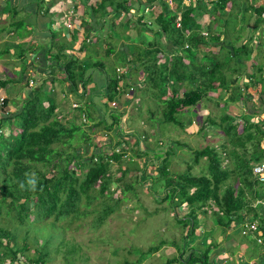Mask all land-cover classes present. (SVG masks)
<instances>
[{
	"label": "trees",
	"instance_id": "trees-1",
	"mask_svg": "<svg viewBox=\"0 0 264 264\" xmlns=\"http://www.w3.org/2000/svg\"><path fill=\"white\" fill-rule=\"evenodd\" d=\"M33 1H36L34 8L38 10V15H41L43 24L51 28V19L54 18L55 12L50 11V6L56 4L57 0ZM72 1L73 12H76L79 3L82 4L83 13L80 16V22L75 25V29H71L78 33V29L81 28L82 39L77 47L72 48L64 46L65 41L61 42L64 45L54 44L57 46L56 51L48 49L46 56L48 55V59L51 60L50 66L54 64V60H65L62 64V73L65 76L64 81L70 83V89L66 92H75L82 97L86 94V84L91 79L89 68L93 66V68L106 70L103 62L91 61L92 51H97L94 44L98 41L105 42V25L107 24V28L113 35L121 36L115 28L125 30L132 25V19L127 16L129 12L132 13L131 9L141 12L136 19L138 25H141L144 22L141 19L143 9L134 6L129 0H96L95 3H89L90 0ZM148 1L154 2V0ZM156 1L162 9L157 14L152 13L154 19L150 24L154 22L158 26L154 31L157 39L145 42L147 47L142 50L143 56L137 58L140 67L137 65L135 67L136 70L140 68L143 73L141 82L143 85H152V96L164 105L162 120L182 128L185 127V121L180 118V113L191 110L190 107L199 104L204 96L213 91H217L218 95H230L229 99L223 100L224 105L221 107L219 121L207 115L201 127V129L205 128L207 122L219 126L226 141L218 148L205 145L192 151L194 164L201 159L206 161V172L199 175L192 174L189 167L183 173L174 172L169 168L171 162L169 156L174 153L172 146L164 148L156 145V148L146 147V149L140 146L125 160L123 158L127 156V147L122 148V141H119L110 152H101V149L97 151L93 148L83 157V154L77 152L73 146L71 152L57 148L58 145H69L77 139H82L86 143V152L94 146L91 144L90 133L82 126L83 121L76 125L69 124L67 120L58 119L53 100L45 105L47 102L44 97L49 94L47 86L40 83L33 86L18 105L14 104L15 111L5 112L0 117V212L7 215L10 220L17 221L21 225L20 231L23 232V234L19 233L20 238H18L17 226L0 225V264L21 262L46 264L51 254L50 245L54 241L62 240L65 229L56 226L60 220L85 216L92 211L94 214L92 226L100 227L114 212L115 207L126 200V190L134 187L133 182H125L124 187H121L122 180L127 174L133 175L134 182L143 185L147 182L145 187H148L150 194L157 199V202H168L176 222L186 229L182 237L183 245L174 243L179 252L177 259L181 264H213L210 263V257L215 247L208 243V236L204 235L200 239L204 249L196 247L194 242L195 230L199 225L198 214L206 206L214 209L213 214L218 215L217 223L226 228L233 229L238 223L244 221L243 211H246L252 214L250 218L257 224L258 230H264V222L259 219L262 217L251 203L252 199L258 198L259 186H261L252 177L251 164L264 159V147L261 146L264 139V124L261 121H251V115L248 117L245 114L226 111L228 100L249 102L252 94L249 93L250 88L262 92L264 90V74L258 75L263 69L261 58L258 59V54L251 56L255 46L250 41L254 35L251 33L248 38L240 41L242 28H236L234 25L235 31L239 29L237 34L239 38L233 45L226 43V36L230 32L227 19L232 15L237 17L240 13L242 20L250 17L249 24L251 17H254L253 23L256 24L253 27L257 26V23L263 19L261 13L264 11V3L257 5L254 4V0H189L184 4L183 0H172L175 6L171 8L167 0ZM27 3L30 5L32 2L27 0ZM226 8L230 10V13L226 11ZM14 9L13 7V12L17 13ZM204 13L212 16L216 22L220 20L223 28L214 29L213 23H209L205 27L208 35H202L198 18ZM69 20L73 22L74 18ZM177 21L180 22V26H176ZM26 24L25 22L24 28ZM71 30L69 29L70 34ZM161 36L165 37L168 46L160 41ZM92 37H95L96 41ZM124 37L127 38V36ZM258 39L256 48L262 46L260 37H257L255 41ZM76 40L77 37L72 36L71 41L76 42ZM109 46H112V43L109 42L107 45L106 54L111 53ZM202 46H208L210 49L202 51L203 54L198 59L197 54L200 49H203L200 48ZM212 46L219 51H212ZM30 48L34 51L33 47ZM73 51L87 52L81 57ZM159 53L162 54L160 62L158 61ZM126 55L127 51H124V56ZM123 59L130 64L126 57ZM131 66H133L132 63ZM50 70V78L53 79L55 77L52 74L56 72L53 67ZM226 72L230 73L229 77L226 76ZM115 73L107 77L105 73L103 86L97 89L89 100L91 101L89 107L92 105L103 112L107 111L110 117H103L96 123H92L91 109H88L86 104L80 107V112L83 111L87 120L91 121L90 129L94 128L93 126L102 125L104 129H116L117 133L122 135L125 133L121 129L120 121L123 112H119L120 107L108 110L110 107L108 102L115 101L123 91L122 85L119 84L122 81V75H119L116 69ZM8 81L0 79V88L6 86ZM78 84H81L83 88L80 93L77 90ZM127 84L124 86L129 90L133 89L131 84L128 86ZM246 90L249 92H245ZM245 93L246 96L243 99ZM102 96L107 98L106 104L100 101ZM10 100L18 99L4 98L3 104L6 105ZM233 106L236 108V105ZM4 125L8 129V134L1 132ZM80 129L83 133L76 134ZM135 137L137 139L135 142L139 143L140 139L138 136ZM127 142L123 141L125 144ZM173 143L178 142L173 141ZM135 155L141 158V165L135 161ZM122 162L136 164L133 168L138 169L139 172L135 173L130 166L122 167ZM115 163L117 166L113 169L112 165ZM83 167L87 168L83 170ZM52 169H55L54 173L49 175ZM147 169L155 170L156 173H150ZM115 172L121 174L114 176ZM232 174L238 180L236 187L231 183L226 184ZM30 178L36 179L34 191L28 184ZM21 183L24 184L23 189L20 187ZM117 191L119 194H116ZM113 194L119 196L114 198ZM98 198L100 202H97V208L86 210ZM83 199L84 202H82ZM81 205H84V210ZM181 207L185 214L179 216L177 209ZM50 217L53 219L45 223ZM29 224L50 225L52 229L55 227L56 229L50 234L40 230L35 232L26 226ZM29 231L33 234L28 235ZM28 236L36 247L33 255L28 254L30 249L27 242ZM156 249L157 247H151L148 251L136 249L139 255L137 263L143 261L149 251ZM74 253L75 246L64 251L66 258L69 255L73 256ZM123 264L132 263L124 261ZM255 264H264V257L257 258Z\"/></svg>",
	"mask_w": 264,
	"mask_h": 264
},
{
	"label": "rangeland",
	"instance_id": "rangeland-1",
	"mask_svg": "<svg viewBox=\"0 0 264 264\" xmlns=\"http://www.w3.org/2000/svg\"><path fill=\"white\" fill-rule=\"evenodd\" d=\"M6 1L8 2L7 4H4V9L7 10V15L0 14V23L4 20V16H6V22L3 24L1 23V26L6 28L7 31L12 30L16 36H22L24 34L23 25L25 22L27 23L26 25L30 26L32 31L34 28L31 24L35 22L37 25L41 26V23H44V21L41 20V15H38V10L34 8L36 6V1L28 0V2L31 1L32 3L27 5V0H18L17 3L21 9H19L17 13L12 10L11 0ZM44 1L48 2V0ZM95 1L96 0H90L89 3H95ZM130 1L138 8H144L143 13L145 14L141 17L144 22L141 25H138L136 19L140 11L137 13V11L131 9L132 13L129 12L127 16L132 19V25L125 30L118 27L115 28V31L121 34V36L113 35L112 31L107 28V24L105 25V42L98 41L95 44L93 42L97 51H92L93 55L91 61L103 62L106 70L93 68V66L89 68L91 71V79L87 82L86 89L90 93V98L86 97V95L83 98L75 92L71 94L66 92L70 89V83L64 81L65 76L62 73V64L65 62L64 59H59L57 61L54 60V64L49 66V72L45 71L42 73L37 68L31 67L29 62L36 60V57L32 55L30 51V44L25 43L30 42L29 39H31V35L28 37L29 33L25 34V37H28L25 42H22L25 37H21L19 40L21 42L16 43L14 47L15 51H0V59L2 60L4 67L6 69H13L6 71L5 69L0 68V79H4V76L8 78L17 77V80H14L16 85H12L13 88L9 92V94L12 95L11 98L18 99L15 106L21 101V92L26 91V86L29 88L31 85L35 86L39 83L40 85L47 86L49 94L47 97H44L47 102L45 105H47L50 100H53L58 119L64 121L67 120L69 124L75 123L76 125H79L83 120L81 115H78L79 109H77V107L72 108V103H78L79 105L84 104V106L87 105L86 107L91 109L90 120H93L92 123H96L98 118H102V114L96 107L92 105L89 107V104H91V101L89 100H91L92 94L103 86L104 83L100 84V82H102L100 80L105 77V73H107L106 77L115 75V69L117 68L116 72L120 73L119 75H122V81L119 84L122 85L121 87L123 91L114 101L115 106H111L113 105V102H111L108 110L118 109V107H120L119 112H123L120 119L121 129L125 133L119 135L117 133L118 130H105L102 125H96L93 126L94 128L90 129L91 121L88 120L89 122H83L84 124H82V126L88 133H90L91 144L96 148L91 146L88 149V152H86V143L82 139L74 140L71 143L72 145H58L57 148L71 152L73 146L77 152H81L83 157H85V155L93 150V148L97 151L101 149V152H110L111 149L115 148L119 141H122V148L127 147V156L123 158L126 160V158H128L130 154H134L136 148L140 146L144 149H146V147L156 148V145L164 148L172 146L174 147V153L169 156L171 161L169 168L172 171L183 173L189 167L192 174L199 175L205 173L206 161L201 159L197 164H194L192 162V151L197 148L200 149L205 145H211L218 148L224 141H226L223 131L219 126H214L207 122L205 128L201 129V127L206 121L207 115L212 119L219 121V116L222 111L221 107L224 105L223 100L229 99L230 95L220 94L222 95L220 96L217 91H213L204 96L199 104L190 107L191 110L180 113V118L185 121V127L183 128L162 120L164 105L157 102L156 98L152 96V85H143L141 82V77L143 75L141 69H135L139 63L137 58L143 56L142 50L147 47L145 42L148 40L156 41L155 38L157 39L154 31L158 26L154 22L149 25L148 20L152 21V19H154L152 13H159L162 7L156 0H154V2H149L148 0H129V2ZM138 2L140 3L138 4ZM149 3H152V5ZM50 7V11L55 12L54 20L51 21V27L56 28L57 34L55 35L57 36L55 38L56 40L53 39V43L59 46V43L65 41V45L63 43L61 44L70 48L73 46L77 47L78 42L81 41L82 38V29L80 28L79 30L80 34L73 32L71 29H75V25L80 22V16L83 13L82 4L79 3L78 8L75 10L76 12L72 11V0H57L56 4L54 3ZM247 15L248 14H246V16ZM72 17L74 18L73 22L69 20V18ZM212 19L213 18L208 15H202L198 18L203 27H205V25ZM31 21L33 22L30 24ZM216 23H213V27H215L214 29L223 28L220 20ZM258 23L256 27L249 29V16L243 20L241 19L239 22L235 15H232L231 30L229 34H227L228 37L226 36V43L233 45L235 44L236 39L239 38V35H237L239 29H237V31L233 29V26L238 24L242 28L241 31L245 32V38L252 33L257 37H260L263 46L264 31L261 30L263 26L261 21ZM62 28H67L66 30L69 33L70 29L72 35L62 31ZM25 29L27 30L26 26ZM42 29H45L47 33H51L50 26H46ZM246 31H248V33ZM243 32L241 33L242 35ZM72 36L74 38L77 37L78 42L77 40L76 42L71 41ZM124 36H127V38ZM257 37L252 38L250 41L255 48L259 41V39L255 41ZM159 38L161 42L168 46L165 37L161 36ZM92 39L96 41L95 37H92ZM242 39L244 38H240V41ZM34 42L35 41H33V43ZM49 42L50 41H48V44ZM109 42L112 43V46H109L111 53L106 54V47L109 45ZM93 44L92 46H94ZM11 45L10 42H8L7 47L4 44H1L0 50L5 47L6 49H10L12 48ZM262 46H257L260 50L258 51V56L261 59L264 56V46ZM56 48L57 46L53 47V52L56 51ZM200 48L203 49L198 51V58L202 56V51L208 49V46H202ZM211 48L213 50L216 49L214 46ZM124 51H127L126 56H124ZM73 53L82 56L85 51H73ZM158 56V61L160 62L162 54L159 53ZM124 57L130 61V64H128L126 60L124 61ZM131 63L133 66H131ZM261 63L263 64L264 60H261ZM15 64H19L17 70ZM231 64L233 65V62H231ZM52 67L56 72L52 74L55 77L53 79L50 78V69ZM28 78H32L33 80H28L27 84L26 81ZM19 83L21 85H19ZM124 84H127V86L131 84L133 89L129 90ZM4 88L5 87H2L1 90ZM77 90L79 93L83 90L81 84H78ZM8 91L9 89L3 90L6 94ZM250 91L251 92L248 90L245 91L250 94L254 93L253 95L251 94L250 99L246 98L251 100L250 102H245L246 100H243L242 102L237 100L230 102L231 100H228L229 102L226 104V111L242 115L245 114L248 117L251 115V121H261L264 124V103L260 106V102L258 101L259 95L260 99L262 97V91H257L255 93V88ZM245 96L246 93L243 96V99H245ZM102 101H105L106 103L108 102L107 98ZM12 102L14 103V101ZM233 105H236V108ZM2 110H5V108H2ZM13 110L15 111V109ZM104 113H107V111ZM3 132L7 134V128L4 129ZM82 133V129L76 132L78 135H81ZM135 136H138L140 139L139 143L135 142L137 140ZM125 140L128 141L126 144L123 143ZM173 141H177L178 143H173ZM261 146L264 147V139H262ZM134 159H136L135 161L141 165L140 157L135 155ZM71 166H73V164H71ZM116 166L117 164L115 163L112 165V168L114 169ZM126 166L132 167L131 169H134L135 173L139 172L138 169L133 168L136 164L122 162V167ZM86 168L87 167H83V170ZM54 170L55 169H52L49 172V175L54 173ZM147 170L150 173H156L155 170ZM120 174V172H115L114 176H119ZM132 176V174H127L122 180V188L124 187L123 183L125 182H133L134 184V187L131 190H126V200L121 201L120 204L115 207L114 212L107 217L106 221L100 225V227L94 228L92 226L94 216L92 211L88 212L85 216L75 217L70 220L64 219L56 223V226H61L65 230L62 240L60 242L54 241L50 245L51 254L48 256L46 264H123L124 261L131 262L132 264H181L177 259L179 252L174 243L179 246L183 245L184 240L182 237L186 229L176 222L168 202H157V199L150 194L147 189L148 187H145L147 182L144 183L145 185L134 182L135 179ZM230 183L235 187L238 185V180H236L235 175L233 174L226 182V184ZM260 187L259 190L261 192L259 191V194L257 195L258 198L252 199L251 203L256 212L260 215H264V184H261ZM116 194H119V192L117 191ZM116 194H113L114 198L119 196ZM84 201L85 200L83 199L82 202ZM259 201L261 203H258ZM97 202H100L99 198L86 210L90 211V209L97 208ZM81 208L84 210V205H81ZM213 210L212 207L206 206L200 211L198 214L199 225L195 230V234L198 236H194L196 247L204 249V246L200 243V239L204 235L208 236V243H211L212 246L215 247L212 250L213 254L210 257V263L255 264L257 258L264 257V248L260 247L259 244L254 241V235L251 231H247L245 235H242L241 228H238V224L233 227V229H230L229 227L226 228L224 225L217 223L218 215L215 216ZM177 211L179 216L185 214L183 212V207L178 208ZM243 212L245 213L246 222L252 220L250 218L252 217L251 213L249 214L246 211ZM13 215L12 217H14ZM51 219L53 218L50 217L45 223L49 222ZM6 224L17 226V237L20 238L19 233L21 232V234H23V232L20 231L21 225L15 220H10L3 212H0V225ZM26 226L30 230L33 229L35 232L40 230L46 234H50L56 229V227L55 229H52L50 225L38 226L36 224H29ZM30 233L33 234V232L29 231L28 235ZM62 241L63 244H61ZM27 242L30 245L28 254H35L36 247L30 240L29 236ZM72 246H75V253L73 256L69 255L66 258L64 251ZM151 247H157V249L149 251L148 254L145 255L144 260L137 263L139 255L136 253V249L148 251ZM168 260H170V262L167 263ZM18 264H23V262Z\"/></svg>",
	"mask_w": 264,
	"mask_h": 264
},
{
	"label": "crops",
	"instance_id": "crops-1",
	"mask_svg": "<svg viewBox=\"0 0 264 264\" xmlns=\"http://www.w3.org/2000/svg\"><path fill=\"white\" fill-rule=\"evenodd\" d=\"M17 1L18 0H11V4H12V10H13V7L17 10V12L19 11V9H21V7L19 6V4L17 3ZM7 2L8 1H6V0H1L0 1V14L1 15H7V10L6 9H4V4H7ZM257 3L258 4H260V3H264V0H257ZM26 4L27 5H29V3H27L26 2ZM14 9V10H15ZM6 16H4V20L1 22L2 24L3 23H5L6 22ZM52 20H54L53 19V17H52V19H51V21ZM16 22V21H15ZM14 22V23H15ZM31 22H33V21H31ZM253 22V21H252ZM0 23V46H1V44H4L6 47H7V45H8V42H10L12 45V48H10V49H6V47L5 48H3V49H1L0 51H15V49H14V47H15V45H16V43L17 42H21V41H19L20 39H21V37H25V34H27V33H29L28 34V37H29V35H31V39H29V41L30 42H25V40L28 38L27 36L24 38V41H22V42H25V43H32L31 45L32 46H29V47H33V49H34V51L33 50H31V48H30V51H31V53H32V55H34L35 57H36V60H34L33 62H29L30 64H31V67H34V68H37L40 72H42V73H44L45 71H47V69L49 68V66L51 65V60L50 59H48V55L46 56V51H48V49L50 50H52L53 48V46H54V43H53V39L54 40H56L55 38L57 37V36H55V35H57L56 34V28H50L51 29V33H47L46 32V30L45 29H42V28H45L46 27V25L45 24H43V23H41V26H39V25H37L35 22L33 23V24H31L32 26H33V28H34V30L32 31L31 30V28H30V26H28V25H25L26 27H27V30L24 28V34L22 35V36H20V35H15V33H13V31L12 30H6V28H4V27H2L1 24ZM261 24H262V28H261V30H263L264 31V19H262V21H261ZM10 26H14V25H10ZM78 30H80V29H78ZM26 31H28V32H26ZM62 31H64V32H67V33H69L65 28H62ZM52 32H53V34H55V35H53L52 34ZM78 33H79V31H78ZM77 33V34H78ZM70 34V33H69ZM80 34V33H79ZM36 35H37V37H36ZM66 35V34H65ZM71 35V34H70ZM35 39V40H34ZM79 39V38H78ZM82 39V38H81ZM33 41H35L34 43H33ZM48 41H50L49 42V44H48ZM77 42H78V40H77ZM227 48L229 47L228 45L226 46ZM216 48V47H215ZM208 49H210L209 47H208ZM207 49V50H208ZM54 50V49H53ZM218 51V49L216 48V49H214L213 51ZM258 51H260L259 49H257V48H253V51L251 52V56L252 57H254V56H256L259 52ZM79 52V51H78ZM82 52V51H81ZM87 51H85V53H86ZM85 53L81 56V57H83L84 55H85ZM203 53V52H202ZM197 56H198V54H197ZM201 57V56H200ZM199 57V58H200ZM198 58V59H199ZM257 58V57H256ZM260 57L258 56V59H259ZM260 60H264V58H262V59H260ZM29 64V65H30ZM15 66H16V70H17V68H18V66H19V64H15ZM262 67H263V69L261 70V71H259V76H261V74H264V63L262 64ZM0 68H3V69H5L6 71H8V70H13V69H10V68H8V69H6L5 67H4V65L2 64V60L0 59ZM250 69V68H249ZM229 75V72H226V76H228ZM4 79H6V80H9L8 81V83H10V84H6V86H4L5 88L4 89H9V91H8V93L6 94V93H4L3 92V90H1L2 88H0V95H4L5 96V98H7V99H9V98H11L12 97V95H10L9 94V92L12 90V85H16V83H15V81L14 80H17V77L16 78H14V77H11V78H8V77H6V76H4ZM3 80V79H2ZM100 81H102V82H100ZM100 81H98V82H100V83H103V79H101ZM12 82V83H11ZM18 82V81H17ZM27 84H28V82H27ZM19 85H21L20 83H19ZM25 85V84H24ZM36 86V85H35ZM33 86L31 85L29 88L26 86V91L25 92H21L22 93V99L25 97V94L28 92V90L30 89V88H32ZM251 89H253V88H250V90ZM257 92V90L255 89V93ZM21 93H20V95H21ZM254 94V93H253ZM252 94V95H253ZM263 96H264V93H263ZM97 97V96H96ZM99 97V96H98ZM11 99H14V98H11ZM251 101V100H250ZM249 101V102H250ZM261 101V100H260ZM16 102L17 101H14V103L12 102V101H7V106L5 107V110H3V112L2 113H5V111L6 112H13L14 110L13 109H16L15 107H14V104H16ZM19 103V102H18ZM262 104V103H261ZM259 219H263V218H259Z\"/></svg>",
	"mask_w": 264,
	"mask_h": 264
},
{
	"label": "clouds",
	"instance_id": "clouds-1",
	"mask_svg": "<svg viewBox=\"0 0 264 264\" xmlns=\"http://www.w3.org/2000/svg\"><path fill=\"white\" fill-rule=\"evenodd\" d=\"M150 2V1H149ZM189 2V0H183V3L184 4H186V3H188ZM254 4H257V5H259L258 3H257V0H254ZM167 3L170 5V7L171 8H173V6H175V3H173V1L172 0H167ZM149 4H151V3H149ZM260 4H263V3H260ZM152 5V4H151ZM142 9H144V8H142ZM134 10V9H133ZM226 11L227 12H229L230 13V10L228 9V8H226ZM137 13H138V11H137ZM264 13V11L261 13V16H262V18L264 19V16L262 15ZM139 14H141V12L139 13ZM138 14V15H139ZM143 14H145V13H143ZM203 15H208V16H210L208 13H204ZM231 15V14H230ZM229 15V16H230ZM202 16V15H201ZM200 16V17H201ZM199 17V18H200ZM210 17H212V16H210ZM213 18V17H212ZM225 18H227V17H225ZM250 18V17H249ZM236 19L237 20H239V22H240V20L242 19V16H241V14L239 13V14H237V17H236ZM254 17H251V20H250V24H249V29H252V28H254V27H256V26H254L253 27V25L254 24H256V23H253L254 22ZM228 23H229V28H230V30H231V20H232V16H230L228 19ZM143 21V20H142ZM149 21V24L151 23V20H148ZM253 21V22H252ZM262 21V20H261ZM198 23H200V21L198 20ZM209 23H216V20L214 19H212V20H210V22ZM208 23V24H209ZM201 24V23H200ZM208 24H206L205 25V27L206 26H208ZM217 24V23H216ZM239 24V23H238ZM238 24H236V28H240V26L238 25ZM251 24H252V27H251ZM259 24V23H258ZM176 26H180V22L179 21H177L176 22ZM201 33H202V35H204V36H207L208 35V32H207V30L205 29V27H203V25L201 24ZM245 31V30H244ZM243 31H241V33H242ZM247 33H248V31H246ZM244 33L245 32H243V35H242V38H245L244 37ZM249 37V36H248ZM247 37V38H248ZM254 37H257L256 35H254ZM240 43V42H239ZM117 69V68H116ZM117 71V70H116ZM229 75H230V73H229ZM229 75L227 76V77H229ZM28 80H33L32 78L31 79H27V81H26V83L28 82ZM31 82V81H30ZM2 88V87H1ZM71 94V93H70ZM86 95V97H89L90 98V93L88 92V90L86 89V94H83V98H84V96ZM92 97H93V94H92ZM4 98H5V96L4 95H0V117H1V115H3V110H2V108H5L6 107V105H4L3 104V100H4ZM95 98V97H94ZM264 96H263V92H262V97H261V99H260V95H259V97H258V101L260 102V106H262L263 105V103H264ZM103 99H106V97H100V101L103 103V104H106V102L105 101H102ZM261 100V101H260ZM111 102H108V105L110 104ZM262 103V104H261ZM72 108H75V107H77V109H79V111H78V115H81V118H82V120H83V122H85V121H88L87 120V118H86V116H85V114L84 113H82V112H80V107H84V104H78V103H72ZM110 106V105H109ZM111 106H115V103H114V101H113V105H111ZM110 108V107H109ZM98 109V108H97ZM98 110H100V112H101V114H102V118L103 117H107L108 118V116H109V112H107V113H104L100 108L98 109ZM6 112V111H5ZM90 115H91V110H90ZM101 118V119H102ZM97 120H100L99 118L97 119ZM7 127H6V125H4V127L1 129V132H3L4 131V129H6ZM8 130V129H7ZM106 130V129H105ZM8 134V133H7ZM261 162H264V160H261V161H258V162H253L252 164H251V173H252V177H253V179L255 180V181H257L260 185L261 184H264V181H261L260 179H259V177L257 176V175H255L254 173H253V167H254V165L255 164H258V163H261ZM28 184L31 186V189L34 191L35 190V188H36V179L35 178H30L29 180H28ZM20 187L23 189L24 188V184L23 183H21V185H20ZM259 188H261L260 186H259ZM258 203H261L260 201L258 202ZM261 217L263 218L262 219V221L264 222V215H261ZM247 224H255V223H253V219L252 220H248V222H246V220L244 219V221H241L240 223H238V228H241V233H242V235H245L246 233H247V231H250L246 226H247ZM256 226H257V224H255ZM258 228V227H257ZM253 233V235H254V241H255V234H256V232L254 233V232H252ZM256 242V241H255ZM257 243V242H256ZM260 246V245H259ZM260 247H262V246H260Z\"/></svg>",
	"mask_w": 264,
	"mask_h": 264
},
{
	"label": "built area",
	"instance_id": "built-area-1",
	"mask_svg": "<svg viewBox=\"0 0 264 264\" xmlns=\"http://www.w3.org/2000/svg\"><path fill=\"white\" fill-rule=\"evenodd\" d=\"M264 16V13L262 14ZM253 173L259 177L261 181H264V162L255 164L253 167ZM251 232H256L255 241L257 244L264 248V230H258L255 224H247L246 226Z\"/></svg>",
	"mask_w": 264,
	"mask_h": 264
}]
</instances>
